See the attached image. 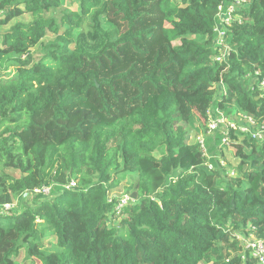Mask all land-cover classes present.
<instances>
[{"label":"trees","instance_id":"16d2710c","mask_svg":"<svg viewBox=\"0 0 264 264\" xmlns=\"http://www.w3.org/2000/svg\"><path fill=\"white\" fill-rule=\"evenodd\" d=\"M232 1L0 0V264H259L235 233L264 240L263 150L217 136L209 168L191 139L209 108L264 124L251 84L264 79V0H248L214 61L217 10ZM85 103L98 117L72 126ZM127 178L134 202L118 213L109 193ZM44 187L54 201L5 210Z\"/></svg>","mask_w":264,"mask_h":264},{"label":"built area","instance_id":"2783aa9c","mask_svg":"<svg viewBox=\"0 0 264 264\" xmlns=\"http://www.w3.org/2000/svg\"><path fill=\"white\" fill-rule=\"evenodd\" d=\"M249 5L248 0H233L229 5H220L216 19L218 24L214 29L216 36L214 49L217 55L214 61H221L226 57L229 52V47L226 43V32L229 27L232 26L239 18L237 15L242 10L246 9ZM240 19V18H239ZM259 73H256L253 77L251 84L256 85L261 91L264 92V79H259ZM215 91L214 96H223L225 90L223 84L216 85L213 87ZM204 132L191 134V139L194 140L200 148L201 158L204 160V164L212 168L213 165L211 160L214 158L209 153L208 137L220 136L221 144L220 147H230L232 132H239L242 135L250 136L254 141L258 143L260 148L264 152V124H259L252 117L246 114H238L237 116H226L224 113L219 111H208L207 120L203 122ZM241 140V137H240ZM222 166H227L226 163L222 162ZM231 175H235V172H231ZM76 184L72 183L67 188L74 187ZM34 193H42L44 196H50L51 187H44L42 189H36ZM134 199L126 195L119 200L116 211L121 213L124 207L133 204ZM14 205H7L5 210H12ZM235 238L242 244L244 252H247L250 257L255 258L259 264H264V240L256 237L254 234L245 236L242 233L236 232Z\"/></svg>","mask_w":264,"mask_h":264},{"label":"rangeland","instance_id":"374dc122","mask_svg":"<svg viewBox=\"0 0 264 264\" xmlns=\"http://www.w3.org/2000/svg\"><path fill=\"white\" fill-rule=\"evenodd\" d=\"M31 20H32V18L27 15V16H24V17H22L20 19H17L15 22L12 23V25L14 23H18V22L29 23ZM9 28L10 27L0 28V33H5L6 31L9 30ZM171 36L173 37V42L175 44H177L178 41L175 38V33L174 32H171ZM48 38L50 40H53L54 39V37L52 35H49ZM32 53H33V55L35 57L38 56V55H40V52L37 51V50H33ZM11 71H14V70H11ZM215 98H217V97L215 96ZM208 110L209 111H212V108H209ZM70 112L72 113V118H71L72 119V123H71L72 126L78 125L83 120L91 119L93 117H98V113L96 112L95 106L92 103L79 104L75 108H72ZM47 120H48V116L42 117V122L47 121ZM202 121H204V120H202ZM66 133H67V130L62 129L60 127H56V126H54V128L51 130L52 138L59 139V140L62 139L66 135ZM46 138H47V134H46V131L45 130L44 131H42V130L41 131H37V132L34 133L31 142L33 144L36 143V142H45ZM207 139H208V141L211 140L212 142H215L216 141V136L211 137V138L208 137ZM227 152H228V154L230 152V154L232 155V153H231L232 150L231 149H228ZM226 164H227L228 168L231 171H233L232 169H235L233 163H226ZM58 165H59V159H57L54 162L53 167L46 174V177H50V176L51 177H54V176H56L57 173H58ZM246 177H248V174H247ZM134 182H135V179L134 178H127L126 180H124L118 188L112 190L111 193H109L110 199H115V200H118V201L121 200L124 196L128 195V188ZM36 195H37L36 193H34L32 195L31 194L26 195L24 201H22V202H15L13 209L19 210L22 207L33 208L34 207V201L37 200L36 199ZM55 196H56V194L53 192L45 200L51 201V200H53L55 198ZM52 241H54V238L53 239H49L47 241V243L50 244V243H52Z\"/></svg>","mask_w":264,"mask_h":264}]
</instances>
